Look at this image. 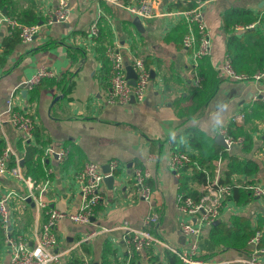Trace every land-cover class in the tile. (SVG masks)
Wrapping results in <instances>:
<instances>
[{
	"label": "crops",
	"instance_id": "crops-1",
	"mask_svg": "<svg viewBox=\"0 0 264 264\" xmlns=\"http://www.w3.org/2000/svg\"><path fill=\"white\" fill-rule=\"evenodd\" d=\"M64 1L67 18L51 23L48 19L59 0H9L8 9L0 7L2 12L5 8L4 14L17 19L27 17L25 21L19 19L23 23L40 25L31 41L19 39L5 46L15 33L0 23V152L9 147L20 158L24 175L33 182L30 187L10 176H0V196L13 194L8 199L11 231L32 240L46 217V208L68 212L78 208L76 173L86 161L98 163L102 170V165L117 160L119 167L112 174V184L102 182V199L93 209L91 222L77 224L62 218L56 223L58 250L63 252L60 264H67L71 254L82 264H124L125 225L132 230L145 228L169 246L156 243L136 253L135 264H167V250H187V238L179 228L182 214L176 206L177 195L182 192L196 199L204 192L194 168L205 171L211 181L222 178L230 162L226 157L218 158L209 168L208 162L200 165L192 160L194 164L188 163L176 174L169 165L170 154L178 150L174 144H183L184 150L180 151L195 154L197 148L188 142L194 132L202 133L208 148L218 144L215 139L221 129L230 135L228 131L239 126L235 138L242 137V143L224 148L239 162L250 161L256 169L250 174L233 173L230 181L264 184V76L258 81H235L217 70L226 56L239 73L264 70V20L249 29H236L256 20L264 9V0H210L204 6L211 55L199 61L201 80L197 86L192 81L191 49L183 48L181 43L185 23L167 14L175 9L171 7L174 0H156L155 16L140 19V28L133 23L135 16L123 6L103 1ZM33 16L37 17L35 22H31ZM92 23L97 26L94 36L89 33ZM106 45L118 47L126 62L131 53L142 55L149 72L153 71L141 101L107 104ZM40 66L52 70L55 76L26 90L20 84ZM10 99L13 109L26 112L33 120L29 141H22L21 132L8 121ZM237 114L242 115L241 119H234ZM34 147L40 150V166L32 169L30 176L25 174L24 162L27 156L37 158L39 152L30 153ZM48 148L55 154H46ZM60 151L65 154L63 160L57 157ZM134 168L149 171L148 200L137 194L132 179ZM32 195L45 207H38ZM153 211L158 223L143 226V218ZM235 215L248 217L250 227L262 236L264 196L227 198L217 220L201 227L196 264L222 259L243 264L251 250L248 243L243 250L225 249L222 244H214L209 235L211 225L228 224ZM188 219L196 222L194 217ZM92 231L97 233L82 242ZM9 255L0 226V264H8ZM180 264L184 263L180 260Z\"/></svg>",
	"mask_w": 264,
	"mask_h": 264
},
{
	"label": "built area",
	"instance_id": "built-area-1",
	"mask_svg": "<svg viewBox=\"0 0 264 264\" xmlns=\"http://www.w3.org/2000/svg\"><path fill=\"white\" fill-rule=\"evenodd\" d=\"M85 1H103L111 4L123 6L132 16L139 19H148L155 16L154 2L156 0H127L126 3H120V0H85ZM210 0L199 1L198 4L190 9L179 10L174 9L170 11L169 15L183 19L185 23V32L182 36V46L185 49H191L190 59L194 70L192 71L193 85H199L201 77L198 75L197 67L199 61L206 56L211 55V40L206 23L203 17V8ZM68 16L65 7V1L59 0L58 5L54 9L52 15L48 19V23L52 21L64 20ZM264 20V9L260 11L254 22L237 26L236 29H249ZM0 23L7 26L10 33L18 34V37L23 42L31 41L33 36L37 34L39 24H26L21 22L14 16L4 14L0 9ZM97 26L92 23L89 26L90 35H96ZM105 55L109 63L108 83L109 91L106 97L107 104H127L133 97L136 101H141L145 95L146 88L150 81L149 68L146 66L145 59L142 55L129 54V59L126 62L123 53L116 46L106 45ZM126 64H129L135 73L134 85H130L126 78ZM217 70L221 76L235 81H258L264 76V70L257 71L253 74H244L237 72L232 65L229 56H226ZM55 76L52 70L40 66L31 78L23 81L26 90H31L35 85L40 83L45 78ZM13 99V98H12ZM12 99L8 100L9 114L8 121L15 126L22 134V141H29L34 130V123L29 114L13 109ZM242 115H235L234 119H241ZM226 144L229 148L233 144H241L242 137L232 138L226 134L225 129L220 130ZM46 154H52L51 149L46 150ZM59 160H63L65 154L63 152H56ZM55 154V153H54ZM13 158V163L10 160ZM188 163H193L189 155L185 151L174 150L169 157V165L178 174L179 170ZM109 172L105 173L101 170L98 163L94 161H86L80 170L76 173V182L78 183L80 203L78 208L73 212L59 210L56 208H46V217L42 221L41 226L35 232L32 240H28L21 233L14 234L11 231V219L8 209V199L13 195L12 193L0 196V226L5 235V242L9 246L10 255L8 264H60L63 257V252L58 250V242L54 231L58 220L67 218L77 224H87L91 222L94 207L102 199L101 185L104 178L112 175L119 167L117 160H111L108 164ZM0 176H10L17 182H23L32 187V180L26 177L22 172L20 166V158L14 152L5 147L0 152ZM149 177L148 169L134 168L132 172V179L137 194L142 198L148 200L151 195V190L147 185ZM241 188L248 190L253 197L264 196V184L257 182H245L237 184ZM204 192L199 198L193 199L191 196L184 193H179L176 197V206L178 211L182 214L179 222V228L182 234L187 238V250L180 252L171 249L176 253L184 264H196L199 262L194 256L198 252V235L201 227L212 224L220 214V209L224 201L231 196V189L228 185H221L218 179L206 181L203 185ZM38 207H45V204L33 196ZM26 198V197H24ZM190 217L195 218V223ZM143 226L158 223V215L153 211L147 214L142 220ZM126 232L122 236V241L125 244L126 261L124 264H130L131 258L136 253H140L150 246L159 243L164 247L169 246L164 242L152 236L147 229L132 230L125 225ZM97 232L92 231L88 233L82 242H88ZM261 232L255 231L252 237L248 240L251 246L249 255L243 259V264H264V247L260 246ZM87 264V262H84ZM209 264H232L231 260H215Z\"/></svg>",
	"mask_w": 264,
	"mask_h": 264
},
{
	"label": "trees",
	"instance_id": "trees-1",
	"mask_svg": "<svg viewBox=\"0 0 264 264\" xmlns=\"http://www.w3.org/2000/svg\"><path fill=\"white\" fill-rule=\"evenodd\" d=\"M199 1L202 0H174L172 2L171 7L179 10H186L195 7ZM0 7H6L8 9L9 7V0H0ZM19 17V15H18ZM22 20H28L27 17L23 19V17L19 18ZM37 20L36 16H33L31 19V22H35ZM185 32V31H184ZM183 32V34H184ZM182 34V36H183ZM182 39V38H181ZM235 39V38H232ZM10 44H14L19 41V37L17 32L14 34V36L10 39H8L5 42V46H9ZM239 57V55L237 56ZM239 126H235L234 129L229 130L230 137L235 138L237 136V133L239 132ZM228 133V134H229ZM194 135H190L188 142H190L191 145L194 146V148H197V152L195 154L191 153L188 154L191 160H194L198 162L200 165H206L205 162H208L209 168H212L211 162L217 161L218 158H228L229 163L227 165L226 170H224V176L222 178H218V182L221 185H228L231 189V195L234 199L239 198L240 196H244L245 198H249L251 196L250 192L248 190H245L237 184L231 183L230 177L233 173L236 172H245L246 174H250L256 169V166L252 165L250 161H243L239 162L236 158L229 155L226 151V149L218 145L216 143H213L208 148L205 146V140L204 136L201 132H194ZM175 147L178 150H184V145L180 143L174 144ZM38 153V156L35 160H31L30 156H27L28 160L24 162L26 165V175H33V170L38 168L40 166V150L36 147L31 148L30 153ZM11 164V163H10ZM33 167V168H32ZM33 169V170H32ZM194 174L196 175L197 180L202 183L203 185L206 184L207 181V173L202 170H196L194 168ZM185 187L182 186V190ZM201 195V194H200ZM199 196H196L195 198H199ZM257 230V229H256ZM254 229L250 227L249 219L248 217L244 215H235L230 219V222L228 224L223 222H218L215 225H211V232H210V240L214 244H222L223 248L225 249H238L243 250L248 240L252 237V235L255 233ZM260 246L264 247V230H262V236L261 241L259 243ZM134 257V256H133ZM167 264H180V258L171 251H166L164 255ZM135 259L132 258L130 261V264L134 263ZM67 264H82V261L74 254H71L68 258ZM156 264H162V262L158 261Z\"/></svg>",
	"mask_w": 264,
	"mask_h": 264
},
{
	"label": "water",
	"instance_id": "water-1",
	"mask_svg": "<svg viewBox=\"0 0 264 264\" xmlns=\"http://www.w3.org/2000/svg\"><path fill=\"white\" fill-rule=\"evenodd\" d=\"M3 13H6L5 8H3ZM133 23H134L138 28L141 27V22H140V19H139L138 17H135V18L133 19ZM125 70H126V78H127V80H128V83H129L130 85H134V83H135V81H134L135 73H134V71L132 70L131 66H130V65H127V66L125 67ZM150 75H151V77H153V71H151ZM23 94H24V90H23ZM131 101H134L133 97L131 98ZM215 140H216V142H217L219 145H221V146H223V147L226 148V144H225V142H224V138H223V136H222L221 134H218V135L216 136V139H215ZM102 170H103V172L108 173V172H109V166H108V164H104V165H102ZM113 179H114V176H113V175H108V176H106V177L104 178V182H106V183H108L109 185H111L112 182H113ZM27 199L29 200V198H27Z\"/></svg>",
	"mask_w": 264,
	"mask_h": 264
}]
</instances>
